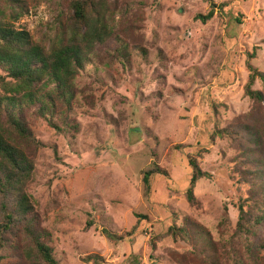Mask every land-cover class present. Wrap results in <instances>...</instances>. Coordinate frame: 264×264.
<instances>
[{
	"label": "rangeland",
	"instance_id": "374dc122",
	"mask_svg": "<svg viewBox=\"0 0 264 264\" xmlns=\"http://www.w3.org/2000/svg\"><path fill=\"white\" fill-rule=\"evenodd\" d=\"M19 1L0 0V17L9 20ZM22 1L23 14L10 21L34 41L49 45L59 20L68 17L69 0ZM106 1L114 37L100 49L113 52L116 37L124 38L133 64L117 63L101 77L92 66L81 73L78 81L92 86L95 107L75 106V138L64 127L58 131L30 118L42 146L27 192L42 226L53 234L50 245L58 261L93 264L85 259L96 254L102 264H153L154 259L183 264L174 253L184 255L192 247L168 234L177 215L178 224L188 216L212 231L221 264H235L234 250L245 264H264V250L256 247L264 239V222L251 241L235 232L239 207L249 198L236 162L241 147L217 135L251 108L244 94L249 54L255 51L250 62L264 73V0ZM223 4L230 13L222 12ZM212 9L208 22L196 20ZM138 47L147 49L146 59L136 57ZM254 89H262L260 80ZM154 156L168 176H155L146 197L143 171ZM190 158L212 175L196 185L199 206L186 199ZM14 208L13 197L0 195V240L6 239L0 247L20 229L5 226L4 214ZM138 215L149 219L138 224ZM89 220L93 224L87 228ZM223 221L225 229L219 232ZM136 225L133 236L118 242L102 233L108 229L125 235ZM249 244L252 253L246 252ZM11 257L3 262L16 261Z\"/></svg>",
	"mask_w": 264,
	"mask_h": 264
},
{
	"label": "trees",
	"instance_id": "16d2710c",
	"mask_svg": "<svg viewBox=\"0 0 264 264\" xmlns=\"http://www.w3.org/2000/svg\"><path fill=\"white\" fill-rule=\"evenodd\" d=\"M19 2L20 5L12 9V13L16 14H10L9 20L0 17V70L4 73L0 76V195L4 200L13 197L15 201V208L4 214L5 226L20 228L18 233H11L12 240L8 239L9 242L0 247L4 252L0 253V264H60L50 245L53 234L42 226L40 215L27 192L33 180L35 155L42 146L31 127L30 118L44 120L58 131L64 127L75 138L78 127L71 117L75 106L95 107L92 86L78 81L81 73L92 66L96 75L101 77V73L117 63L123 67L132 65L133 55L127 41L121 37H116L118 46L113 52L100 49L114 37L110 27L112 13L106 0H69L68 17L59 20L49 45L34 41L28 31L16 28L10 21L23 14L19 13L24 8L23 1ZM229 11V5L223 4L222 12L228 14ZM213 16L214 9L207 15H197L196 20L206 23ZM136 51V57L147 58L148 51L144 47H138ZM159 53L161 56L162 51ZM255 56V51L249 54L247 69L250 78L244 91L252 102L250 110L217 132L218 136L235 140L241 147L236 162L239 179L249 188V198L239 207L235 232L249 241L257 235L259 226L264 222V73L251 64L250 60ZM258 80L262 89H254ZM153 158L150 166L143 171L146 197L150 196L155 176H168V172L156 161V156ZM189 164L192 176L186 199L191 206H199L196 185L201 179H211L212 175L201 169L196 158H190ZM244 206L248 209L245 210ZM137 217L138 224L149 219L146 215ZM177 220V215H174V224L168 234L174 241L191 245L192 249L184 255L174 253V259L183 264H221L219 242L212 231L188 216L183 217L181 224ZM92 224L89 220L87 228ZM138 226L125 235L108 229L102 233L111 241L118 242L133 236ZM224 229L223 221L218 230L223 232ZM3 240L6 239L0 241ZM7 244H13V247H5ZM256 247L264 250V239ZM238 252L232 251L234 263L245 264ZM246 252L252 253L250 244ZM9 254L16 261L4 263ZM85 260L93 264L103 262V258L96 254L89 255ZM154 260L153 264H157L158 260ZM248 264H252L250 260Z\"/></svg>",
	"mask_w": 264,
	"mask_h": 264
}]
</instances>
